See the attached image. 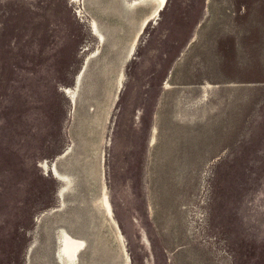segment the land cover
I'll return each instance as SVG.
<instances>
[{
    "label": "rangeland",
    "instance_id": "1",
    "mask_svg": "<svg viewBox=\"0 0 264 264\" xmlns=\"http://www.w3.org/2000/svg\"><path fill=\"white\" fill-rule=\"evenodd\" d=\"M150 1L0 0V264H264V0Z\"/></svg>",
    "mask_w": 264,
    "mask_h": 264
},
{
    "label": "bare ground",
    "instance_id": "2",
    "mask_svg": "<svg viewBox=\"0 0 264 264\" xmlns=\"http://www.w3.org/2000/svg\"><path fill=\"white\" fill-rule=\"evenodd\" d=\"M160 1L161 0H152V4L151 5H154L155 3L160 2ZM208 85H210V84H208ZM69 97H70V93H69ZM58 236H59L58 237L59 238V242H58L57 254H58V257H59V259L61 261V264H72L74 259H75V257H76V254L79 252L80 249H82V247L84 245V241L82 239L75 238V237L71 236L67 231H62L60 234L58 233Z\"/></svg>",
    "mask_w": 264,
    "mask_h": 264
},
{
    "label": "crops",
    "instance_id": "3",
    "mask_svg": "<svg viewBox=\"0 0 264 264\" xmlns=\"http://www.w3.org/2000/svg\"><path fill=\"white\" fill-rule=\"evenodd\" d=\"M157 3H159V2H157ZM157 3H155V4H157ZM152 4V0L149 2V4H148V6L150 7V8H152V12L156 9V6H155V4L154 5H151ZM221 19H216L215 20V22H214V24L216 25V26H218L219 24H221ZM173 78H177V79H179V80H183V78H185V76H183V74L182 73H178L177 75H175ZM187 81H189L188 79H186Z\"/></svg>",
    "mask_w": 264,
    "mask_h": 264
},
{
    "label": "flooded vegetation",
    "instance_id": "4",
    "mask_svg": "<svg viewBox=\"0 0 264 264\" xmlns=\"http://www.w3.org/2000/svg\"><path fill=\"white\" fill-rule=\"evenodd\" d=\"M71 1L74 2V3H78L80 0H71ZM39 165H40V167H42V169L44 171H47L48 170V164H47V162H40Z\"/></svg>",
    "mask_w": 264,
    "mask_h": 264
}]
</instances>
